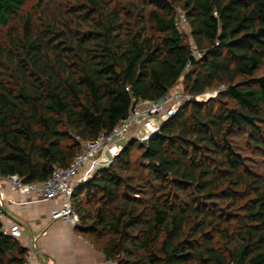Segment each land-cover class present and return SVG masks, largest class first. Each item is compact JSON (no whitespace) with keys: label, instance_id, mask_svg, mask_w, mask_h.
<instances>
[{"label":"trees","instance_id":"obj_1","mask_svg":"<svg viewBox=\"0 0 264 264\" xmlns=\"http://www.w3.org/2000/svg\"><path fill=\"white\" fill-rule=\"evenodd\" d=\"M180 79L191 101L74 191L77 232L113 264H264V0H0V177L45 181Z\"/></svg>","mask_w":264,"mask_h":264},{"label":"built area","instance_id":"obj_2","mask_svg":"<svg viewBox=\"0 0 264 264\" xmlns=\"http://www.w3.org/2000/svg\"><path fill=\"white\" fill-rule=\"evenodd\" d=\"M185 14L177 9L174 25L177 28L186 26ZM190 55L193 59H200L202 53L194 43L190 44ZM190 68V62L186 69ZM202 95L194 97L197 103ZM191 101V97L184 94H171L167 92L159 100H133L132 106L125 118L120 120L109 133H100L93 141H79L78 153L68 167L63 169L54 168L51 176L41 183H25L16 175L0 177V216L5 215L8 202L2 186L22 198L34 203L56 202L57 207L51 210L50 220L52 223L62 222L72 230L80 229V220L72 206L74 191L87 184L96 173L108 169L119 156L123 148L131 141H148L160 129V127L179 108ZM1 233L12 239H19L21 226L18 222L10 223L8 227H2ZM35 240L33 239L34 247ZM26 264V260H25Z\"/></svg>","mask_w":264,"mask_h":264},{"label":"crops","instance_id":"obj_3","mask_svg":"<svg viewBox=\"0 0 264 264\" xmlns=\"http://www.w3.org/2000/svg\"><path fill=\"white\" fill-rule=\"evenodd\" d=\"M1 188L8 202L0 223L2 227L15 221L20 224L17 242L28 251L26 264H113L76 230L62 222H51L50 213L57 207L56 202H30L4 186Z\"/></svg>","mask_w":264,"mask_h":264},{"label":"rangeland","instance_id":"obj_4","mask_svg":"<svg viewBox=\"0 0 264 264\" xmlns=\"http://www.w3.org/2000/svg\"><path fill=\"white\" fill-rule=\"evenodd\" d=\"M32 2V1H31ZM258 75H260V72L258 73ZM223 90L222 87H218L209 91H206L202 96L204 98H207L206 102L209 99L212 98H216L217 96V92ZM170 93L173 94H181L182 92V79H180L177 83V85L170 91ZM203 98V99H204ZM205 103V102H204ZM139 152L138 151H134L132 152V160L135 163L139 162ZM248 157L250 158V161L252 163L253 167H256L258 169V171L264 176V154L258 151H250L248 153ZM135 163V164H136Z\"/></svg>","mask_w":264,"mask_h":264},{"label":"water","instance_id":"obj_5","mask_svg":"<svg viewBox=\"0 0 264 264\" xmlns=\"http://www.w3.org/2000/svg\"><path fill=\"white\" fill-rule=\"evenodd\" d=\"M147 142H148V141H143L142 144L144 145V144H146Z\"/></svg>","mask_w":264,"mask_h":264},{"label":"bare ground","instance_id":"obj_6","mask_svg":"<svg viewBox=\"0 0 264 264\" xmlns=\"http://www.w3.org/2000/svg\"><path fill=\"white\" fill-rule=\"evenodd\" d=\"M203 98H204V97H201V101H202V102H203V100L205 99V98H204V99H203Z\"/></svg>","mask_w":264,"mask_h":264}]
</instances>
